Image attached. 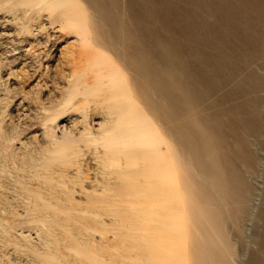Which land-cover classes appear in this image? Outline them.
Returning <instances> with one entry per match:
<instances>
[{
  "label": "bare ground",
  "instance_id": "6f19581e",
  "mask_svg": "<svg viewBox=\"0 0 264 264\" xmlns=\"http://www.w3.org/2000/svg\"><path fill=\"white\" fill-rule=\"evenodd\" d=\"M131 1L142 18L118 0H0L29 19L44 12L75 34L72 43L113 52L83 64L92 82L82 80V67L72 73L70 93L107 107L109 120L91 123L88 142L103 147L108 170L127 173L126 192L116 196L104 186L97 196L92 187L84 217L68 214L91 238L75 236L69 248L77 264H236L226 223L239 230L250 212L255 187L247 176L257 174L253 146L264 140V0ZM70 47L64 58L79 53ZM38 221L51 231L45 217ZM2 230L14 238L13 225ZM117 237L130 243L120 260L119 251L100 252L113 250ZM43 255L45 264H65L53 252Z\"/></svg>",
  "mask_w": 264,
  "mask_h": 264
},
{
  "label": "rangeland",
  "instance_id": "374dc122",
  "mask_svg": "<svg viewBox=\"0 0 264 264\" xmlns=\"http://www.w3.org/2000/svg\"><path fill=\"white\" fill-rule=\"evenodd\" d=\"M118 2L120 9L130 5L142 18L131 0ZM31 17L22 8L0 6V264H45V252L55 253L65 264H77L78 256L69 248V239L76 236L75 241L83 242L91 237L79 233V224L72 216L84 217L81 209L89 208L86 194L92 187L97 189V196L104 186L116 196L123 195L128 177L103 166V147L88 142L94 129L91 123H106L109 115L105 104L86 101L81 94L71 95L76 85L72 73L85 69L97 53L113 57V52L95 42L89 46L72 43L75 34L59 28L58 22L50 23L44 12L36 16L32 13ZM246 20L257 23L251 15ZM91 21L99 23L96 18ZM26 24L28 28H23ZM99 33L94 32V39L102 43ZM72 44L78 46L79 53L72 57L67 53L64 58L65 49L71 51ZM78 56L82 63L71 62ZM261 72L264 74V69ZM82 80L92 82L91 70L85 69ZM149 117L158 123L154 115ZM253 147L260 163L257 174L247 176L255 187L250 212L240 218L239 230L226 223V234L234 245L231 258L236 264H264V140ZM76 152L78 164L72 159ZM66 216L71 219L64 221L65 225L53 221ZM39 217L52 225L50 232L41 226ZM103 219L109 222L108 215ZM11 225L15 236L7 240L2 229ZM120 240H112L113 250L104 247L100 252L108 255L119 251L117 259H123L120 254L129 251L130 243Z\"/></svg>",
  "mask_w": 264,
  "mask_h": 264
}]
</instances>
